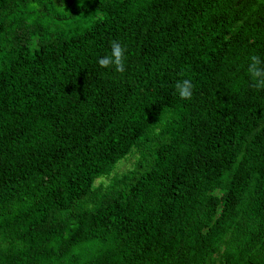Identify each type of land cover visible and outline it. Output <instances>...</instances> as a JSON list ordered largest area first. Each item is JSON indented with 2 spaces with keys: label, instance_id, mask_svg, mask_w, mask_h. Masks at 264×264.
Here are the masks:
<instances>
[{
  "label": "trees",
  "instance_id": "16d2710c",
  "mask_svg": "<svg viewBox=\"0 0 264 264\" xmlns=\"http://www.w3.org/2000/svg\"><path fill=\"white\" fill-rule=\"evenodd\" d=\"M253 54L264 0H0V264H264Z\"/></svg>",
  "mask_w": 264,
  "mask_h": 264
},
{
  "label": "clouds",
  "instance_id": "9594fccd",
  "mask_svg": "<svg viewBox=\"0 0 264 264\" xmlns=\"http://www.w3.org/2000/svg\"><path fill=\"white\" fill-rule=\"evenodd\" d=\"M127 51L125 45L114 40L110 44V52L99 58L97 63L101 68H113L116 72L123 73L126 71ZM247 71L253 81L252 86L257 90H264V59L258 54L251 55ZM174 87L181 99L190 100L192 98L194 86L191 80H178Z\"/></svg>",
  "mask_w": 264,
  "mask_h": 264
},
{
  "label": "rangeland",
  "instance_id": "374dc122",
  "mask_svg": "<svg viewBox=\"0 0 264 264\" xmlns=\"http://www.w3.org/2000/svg\"><path fill=\"white\" fill-rule=\"evenodd\" d=\"M128 166H129V165H128ZM128 166H127V165L123 166V167L121 168L120 171H124V170H126Z\"/></svg>",
  "mask_w": 264,
  "mask_h": 264
}]
</instances>
